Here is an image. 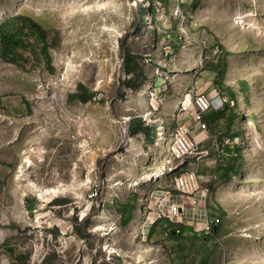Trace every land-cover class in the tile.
Masks as SVG:
<instances>
[{
  "label": "rangeland",
  "instance_id": "374dc122",
  "mask_svg": "<svg viewBox=\"0 0 264 264\" xmlns=\"http://www.w3.org/2000/svg\"><path fill=\"white\" fill-rule=\"evenodd\" d=\"M147 5L157 10L153 27L141 23ZM14 15L36 19L61 41L51 50L54 71L36 56L24 67L0 57V264H19L8 247L30 255L27 264H203L207 256L208 264H264V0H0V24ZM124 50L145 72L135 90H123ZM218 66H227L224 77ZM188 92L229 102L198 145L209 158L185 167L206 182L207 168L217 166L208 208L221 216V230L205 237L186 225L172 241L159 225L144 242L146 205L157 212L167 192L178 193L174 174H162L173 130L160 135L151 120L173 122L169 109L178 114ZM89 93V103L72 97ZM140 118L155 146L144 132L131 136ZM61 186L74 191L43 196ZM27 200L36 204L32 214ZM76 216L82 226L89 216V240L77 233Z\"/></svg>",
  "mask_w": 264,
  "mask_h": 264
},
{
  "label": "built area",
  "instance_id": "2783aa9c",
  "mask_svg": "<svg viewBox=\"0 0 264 264\" xmlns=\"http://www.w3.org/2000/svg\"><path fill=\"white\" fill-rule=\"evenodd\" d=\"M226 102L227 100L221 94L212 100L203 92H188L183 95L176 115L185 124L174 130L171 160L167 166H164L162 172L163 175L174 174L173 187L178 193L169 195L167 192L166 198L163 196L164 199L157 212H155L151 202L146 205L149 210L147 217L149 224L148 229L143 232L142 239L144 242L149 241L150 229L160 220L190 226L199 236L205 237L214 234V231L221 224V216L217 213L212 214L208 208L212 188L217 180V166L211 165V169L207 168L209 175L206 182L201 180L196 171H187L185 167L187 160L196 158L197 155L200 156L199 159L209 158V151L205 148L199 149L198 145L207 137L206 133L210 128L209 116L214 112L223 111ZM160 104L158 102L155 104L153 116H157L156 113ZM188 118H191L190 122H187ZM156 121L157 118L151 120L152 127L158 128L160 135L168 133L166 120ZM226 143L229 144L230 140H226ZM91 168L94 172L96 169L100 171L99 166L96 168L95 163L91 164ZM98 195V190H95L92 199L97 198Z\"/></svg>",
  "mask_w": 264,
  "mask_h": 264
},
{
  "label": "trees",
  "instance_id": "16d2710c",
  "mask_svg": "<svg viewBox=\"0 0 264 264\" xmlns=\"http://www.w3.org/2000/svg\"><path fill=\"white\" fill-rule=\"evenodd\" d=\"M142 3L145 1L150 2L151 0H141ZM157 14V10L153 8L151 10L150 6L147 5L145 8H141V23L142 26L151 25L154 26L151 15L155 17ZM144 16H148L149 20L146 24L144 22ZM181 21V18H178V22ZM159 25L162 26L160 22ZM175 39L179 42L178 47H180V44L182 45V37L180 35L179 28H177ZM60 34L57 31H50L47 29L44 25H42L40 22H38L36 19L27 16V15H14L10 16L7 19H5L0 24V57L11 64L24 67L27 63H29L32 60V56H36L38 59L43 60L46 63V66L49 71H54L52 66V54L51 50L57 48L60 45ZM224 61V58H223ZM227 66H224L223 69L218 66L219 74H221L223 77L225 76ZM220 69V70H219ZM125 73L127 75L126 80V88H132L136 89L137 86L141 83H144L145 81V72L143 68L137 63L136 59L133 56V53L131 50H126V65H125ZM130 76V78H128ZM132 76V77H131ZM136 77H139L140 80L136 82ZM246 87H243V92L245 93ZM73 98H79V100L82 103H89L94 100L95 93H89L87 95L83 94H76L72 96ZM233 100L231 101L234 105L237 106L238 100L237 96L233 93ZM247 105V103H246ZM229 109V102L225 104V108L223 111L214 112L209 116V122L210 124H214L222 120L224 118V114L226 110ZM252 117L254 118V114H252ZM236 118V116L233 118V120ZM162 119V118H161ZM136 123L131 128L130 134L131 136H136L139 132H144L148 138L151 141V144L155 146V143L157 142L155 140V137L150 133V129H146V126H144L143 122L144 120L140 118L139 120H135ZM152 127V126H151ZM168 134H170L172 129L168 122ZM159 132V130H158ZM160 134V132H159ZM238 155V154H237ZM233 169H235L233 167ZM70 203L69 200L65 199H56L53 201V205H64ZM35 203L31 200L26 201V207L29 210V212L32 214L35 210ZM133 210L135 209V206L133 205ZM126 216V211H122V217L124 218ZM75 221L77 222V233L82 236L84 239L89 240V236L84 232L83 226L81 222L79 221L78 216L75 217ZM127 220L123 219V224L127 225ZM161 225L164 229V232L168 239L172 241H177L180 238L183 237V234L185 230H188L186 226L182 223H172L168 220L165 221H158L156 222L149 232V240L153 237H155V234L157 232L158 226ZM221 230L220 226L217 227V229L214 231V234H218V232ZM151 237V238H150ZM203 241L207 243L205 240V237H202ZM209 239V237H208ZM152 241V239H151ZM8 253L9 255L19 264H27L28 260L30 259V255L28 254H20L16 251V249L12 247H8ZM209 256L203 259V264H208L209 262Z\"/></svg>",
  "mask_w": 264,
  "mask_h": 264
},
{
  "label": "bare ground",
  "instance_id": "6f19581e",
  "mask_svg": "<svg viewBox=\"0 0 264 264\" xmlns=\"http://www.w3.org/2000/svg\"><path fill=\"white\" fill-rule=\"evenodd\" d=\"M147 118H148V117H147ZM157 121H158V122L161 121L160 117H157ZM157 121H156V122H157ZM156 122H155V123H156ZM128 144H129L130 147H131V146L133 145V141H132V142L130 141ZM130 147H129V148H130ZM30 163H32V162L30 161ZM71 191H74V190L72 189V187H70V186H61V187H57V188H54V189H47L46 191H44L43 196L46 197V198H48V201H50V200H51L50 197H52V196L58 195V194H60V193L71 192ZM39 218L41 219L42 216H39Z\"/></svg>",
  "mask_w": 264,
  "mask_h": 264
},
{
  "label": "water",
  "instance_id": "95a60500",
  "mask_svg": "<svg viewBox=\"0 0 264 264\" xmlns=\"http://www.w3.org/2000/svg\"><path fill=\"white\" fill-rule=\"evenodd\" d=\"M125 65H126V50H124V61H123V64H122V66H121V76H122V78H123V85H124V87H123V90L125 91V89H126V86H125V84H126V79H125V76H124V73H125ZM115 115V114H114ZM130 127V125H127V128H129ZM89 218V216L88 217H85L84 219H83V221H82V223H83V226L85 225V223H86V221H87V219ZM83 230H84V232L86 233V230L84 229V227H83ZM87 234V233H86ZM88 235V234H87ZM99 247H100V251L103 253V240L100 238V243H99ZM113 262H114V264H124L123 262H121L120 260H117V259H114L113 260Z\"/></svg>",
  "mask_w": 264,
  "mask_h": 264
},
{
  "label": "crops",
  "instance_id": "0c3cea01",
  "mask_svg": "<svg viewBox=\"0 0 264 264\" xmlns=\"http://www.w3.org/2000/svg\"><path fill=\"white\" fill-rule=\"evenodd\" d=\"M253 106V105H252ZM176 107H174V106H172L170 109H169V117L173 120V122L171 121V122H169L168 120L169 119H167V122H168V124H169V126L172 128V129H176V128H178V127H180V126H182V125H184L185 123L182 121V120H179V118H178V116L176 115ZM170 119V120H171ZM188 121L187 122H190L191 121V118H188L187 119ZM175 121V122H174ZM166 122V123H167ZM203 136V135H202ZM186 226V225H185Z\"/></svg>",
  "mask_w": 264,
  "mask_h": 264
}]
</instances>
